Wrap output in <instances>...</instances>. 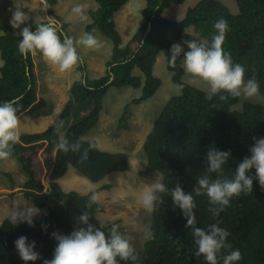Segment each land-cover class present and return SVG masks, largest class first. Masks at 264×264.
I'll return each instance as SVG.
<instances>
[{
	"label": "trees",
	"instance_id": "obj_1",
	"mask_svg": "<svg viewBox=\"0 0 264 264\" xmlns=\"http://www.w3.org/2000/svg\"><path fill=\"white\" fill-rule=\"evenodd\" d=\"M53 1H48L47 13L56 18L49 11ZM94 1L96 7L87 12L90 18L87 28H96L110 40V56L104 63L103 73L93 78L88 77L85 63L77 66L80 75L70 83L67 100L50 127L20 133V142L14 146L12 155L25 175L20 186L27 200L47 212L41 220L33 221V226L25 222L12 225L9 216L1 220L0 264H44L45 259L51 260L58 243L52 234L70 235L77 226H83L78 222L83 211L89 212V223L97 227L103 225V231L109 232L115 223L98 220L99 203L90 209L86 207L93 192L64 191L58 179L70 166L92 182L100 181L110 172L129 169L125 153L102 150L94 138L86 135L97 124L103 97L112 87L140 89L139 95L123 107L119 124L126 126L128 105L150 98L161 84L160 78L153 73L159 53H163L171 80L180 86L181 92L166 100L144 137L142 148L146 157L145 169L160 172L169 191L161 194L163 203L151 213V236L144 241L140 257L136 261H119V264H206L203 256L196 255L197 246L191 229L185 227L187 220L172 201L171 190L177 182L195 198L197 226L207 230L209 225L217 223L230 233L227 240L232 247L224 250L222 255L238 249L242 259L234 264H264V189L256 179L255 169L248 173L253 177L252 193L233 197L230 205L216 217L209 210L214 206L207 195L196 196L193 191L198 186V177L207 174L211 180L218 178L216 173L206 172V155L211 147L231 152L220 178L234 176L237 165L251 155L254 137L264 138V104L245 101L241 109H233L239 97L229 96L227 101H221L219 95L210 96L202 88L183 80L181 55L174 67L169 63L174 40L186 38L210 43L212 36L217 34L214 24L223 18L229 25L224 51L231 55L234 64L244 66L245 80L256 78L259 93L264 95V0H235L236 14L221 0H198L175 20L164 16L163 11L170 4L184 0H144L140 23L124 43L113 15L128 0ZM41 24L46 23L29 26L35 31ZM189 26L194 36L187 32ZM0 31V103L15 100L18 114L23 111L33 113L42 100H37L36 96L31 55L24 58L19 54L20 30L0 24ZM62 33L66 34V31ZM137 69L140 73H135ZM81 79L85 83L82 84ZM56 125L63 127L62 136L70 142L85 138L81 152L89 147L88 141L95 143L86 160L81 161V153H64L56 149L59 142L54 131ZM44 180L47 187L42 190ZM122 230L119 225V231ZM20 236H26L29 242L35 241L34 251L40 254V259L25 262L20 258L15 247ZM218 264H223L222 259Z\"/></svg>",
	"mask_w": 264,
	"mask_h": 264
},
{
	"label": "clouds",
	"instance_id": "obj_2",
	"mask_svg": "<svg viewBox=\"0 0 264 264\" xmlns=\"http://www.w3.org/2000/svg\"><path fill=\"white\" fill-rule=\"evenodd\" d=\"M82 5L73 8V12L84 18ZM30 17L21 10H15L10 24L13 29H20L18 35L22 37L18 44L21 57L27 58L29 54L39 52L52 66L63 72H71L78 65L84 63L83 56L78 54L77 46L92 50H99L102 42L91 33H84L75 40L58 31L54 21L41 24L35 31L27 25ZM228 22L221 18L214 24L217 34L212 36L211 42L193 39L184 41L188 51H184L181 44H173L170 50L169 63L174 67L181 53L184 54L183 68L193 77L205 81L210 87V96L219 95L221 101H227L228 97L252 98L259 95V84L253 76L245 80V68L240 63H233L231 55L223 49V44L228 31ZM63 36V39H61ZM79 77V74H78ZM83 84L85 81L80 80ZM221 93H227L223 95ZM17 101H5L0 103V160H9L13 155V149L20 142V117ZM84 137H79L75 142H70L61 136L56 144L58 151L81 153V161L88 158L89 150L95 147V143L88 141L89 147L83 148ZM251 155L243 160L235 168V174L231 179L220 178L223 176V166L227 164L231 152L220 151L215 147L209 148L207 160V173H216L214 180L209 175L197 178V187L193 189L196 196L207 195L209 202L214 207L209 210L216 217L230 205L233 197L241 193L249 194L253 191V177L249 171L255 169L256 179L264 189V138L254 137V145L250 148ZM168 188L163 183V177L157 174L155 181L143 192L141 203L143 208L152 213L163 203L161 194L168 193ZM173 203L178 206L186 218V228L191 229L193 241L197 246L196 255L203 256L206 264H218L222 259L223 264H234L242 259L241 252L231 250L222 255L224 250L231 249L227 238L230 233L214 223L205 230L197 226L195 209L197 207L192 192H185L177 182L171 190ZM99 200V194L93 193L86 207L91 208ZM40 214L35 206H26L23 210L16 208L8 217L12 225L21 222L33 226V217ZM88 211L78 217L79 225L70 235L53 233L58 242L51 260L45 259L44 264H119V261H136L137 254L132 243V238L119 231V225L112 224L109 232L103 231V225L97 227L89 223ZM151 236L150 230L146 232ZM35 241L29 242L26 236H20L15 241V247L20 258L25 261H36L40 254L34 251ZM119 258V260H118Z\"/></svg>",
	"mask_w": 264,
	"mask_h": 264
},
{
	"label": "rangeland",
	"instance_id": "obj_3",
	"mask_svg": "<svg viewBox=\"0 0 264 264\" xmlns=\"http://www.w3.org/2000/svg\"><path fill=\"white\" fill-rule=\"evenodd\" d=\"M48 1L0 0V24L11 26L12 14L18 9L30 17L27 25H22L21 28L31 24L41 22L47 24L50 21H54L58 26V31L62 32L65 30L66 34L71 36L74 41L78 40L84 33H91L102 42V47L99 50H92L83 45H78L77 49L84 58L88 77L93 78L102 74L104 63L110 56L112 44L96 28H87L90 23L87 12L97 5L96 2L94 0H54L49 10L56 15V18H53L47 13ZM197 1L184 0L182 3L170 4L163 11V15L169 19H178L183 16L189 6ZM221 1L233 14L238 12L235 0ZM77 5L84 6V18L73 12V8ZM143 6L144 0H128L113 15L116 27L118 31H121L123 41L130 38L129 32L132 33L140 23L139 15ZM187 28V32L194 36L192 27L189 26ZM184 41H188V39L174 40L173 44H181L186 52L189 49ZM30 55L36 79L37 100H42V102H39L40 106L33 113L26 112L25 117H23L28 123V127L22 126V130L25 128L32 132L50 127L63 103L67 100L70 83L78 78L79 71L76 67L71 72L61 73L58 68L50 65L39 52ZM181 56L183 60V52ZM136 72L140 73L138 69ZM153 73L160 78V86L150 98L137 104L128 105L129 115L126 117V126L119 124L123 107L133 97L139 95L140 89L130 86L112 87L103 97L102 113L100 112L101 115L99 114L100 125L98 124L99 126L96 129L91 130L86 135L87 138L98 140V146L102 150L110 152L122 151L125 153L128 156L129 169L110 172L94 184L70 166L68 172L63 175L61 184L59 183L64 191L74 190L79 193L92 191L99 194L96 217L101 222L120 225L123 228L121 233L132 238L137 258L140 257L144 241L150 238V236L146 235V232L150 230L151 213L143 208L141 197L148 186L155 181L157 174L162 176L158 171H147L145 169L146 157L143 154L142 142L166 100L181 92L180 86L171 80V72L165 66L163 53L157 55L153 65ZM183 80L202 88L207 94H210V87L205 81L191 76L185 70ZM245 101L264 104V95L259 93V95L252 98L241 96L233 105V109H241ZM20 124H23L22 120H20ZM62 130L64 131L62 126H55L54 131L57 137L60 138L62 136ZM24 178L25 175L19 169L13 157L6 161L0 160V222L16 208L23 210L26 206H35L23 194L20 185ZM104 185H108V187L102 188ZM45 186L47 187L46 180L43 181L42 190H44ZM36 208L40 210V214L34 216L33 221L41 220L47 212L44 208Z\"/></svg>",
	"mask_w": 264,
	"mask_h": 264
},
{
	"label": "crops",
	"instance_id": "obj_4",
	"mask_svg": "<svg viewBox=\"0 0 264 264\" xmlns=\"http://www.w3.org/2000/svg\"><path fill=\"white\" fill-rule=\"evenodd\" d=\"M95 7H96V6H95ZM119 33H120V35H121V41H123L121 31H119ZM129 33H130V36H131V34H132L133 32H132V33L129 32ZM129 33H128V34H129ZM128 39H129V38H128ZM128 39H127V40H128ZM127 40H126V41H127ZM126 41H123L122 43H124V42H126ZM135 72H136V71H135ZM25 113H26V112H21V113L18 114L19 117H20V120L23 121V124H20V129H19L20 132H22V131H23V132H29V131H31V130H28V129L26 130L25 128H23L25 131L22 130V126H24V127H28V123H27V122L25 121V119L23 118V117H25ZM101 113H102V111H101ZM101 113H100V115H101ZM100 115H99V117H100ZM98 124L100 125V118H99L97 124H96L91 130L96 129L97 126H99ZM91 130H90V131H91ZM149 130H150V129H149ZM90 131H89V132H90ZM32 132H35V131H32ZM89 132H88L87 134H89ZM147 133H148V132H147ZM145 136H146V135H145ZM97 143H98V140H97ZM10 159H11V158H10ZM1 161H4V160H1ZM67 172H68V169H67L66 173H67ZM62 177H63V176H62ZM62 177H60V178L58 179V182H59L60 184H61V179H62ZM93 183L95 184L96 182H93ZM60 184H59V185H60ZM45 188H46V186H45ZM45 188H44V190H45Z\"/></svg>",
	"mask_w": 264,
	"mask_h": 264
}]
</instances>
